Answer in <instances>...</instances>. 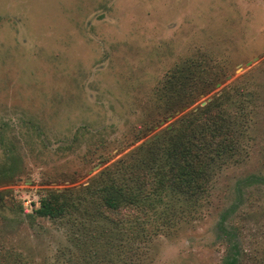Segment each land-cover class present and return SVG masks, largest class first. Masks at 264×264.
Instances as JSON below:
<instances>
[{
	"label": "rangeland",
	"instance_id": "1",
	"mask_svg": "<svg viewBox=\"0 0 264 264\" xmlns=\"http://www.w3.org/2000/svg\"><path fill=\"white\" fill-rule=\"evenodd\" d=\"M213 101L234 145L197 207L33 214ZM2 169L0 264H264V0H0Z\"/></svg>",
	"mask_w": 264,
	"mask_h": 264
},
{
	"label": "trees",
	"instance_id": "2",
	"mask_svg": "<svg viewBox=\"0 0 264 264\" xmlns=\"http://www.w3.org/2000/svg\"><path fill=\"white\" fill-rule=\"evenodd\" d=\"M184 71L188 76H182L180 80L189 79L198 69L195 64L187 63L178 69L179 75ZM172 79H167L168 85L173 84ZM192 91L189 86L184 92L186 95L171 98V105L178 101L183 103L178 109L169 108L165 118L196 99L197 90L194 96L189 94ZM219 107L218 102L213 101L198 110L199 116L191 113L179 118L174 127L136 147L85 186L47 190L33 214L58 221L83 213L96 223L120 225L131 222L148 208H159L161 204L171 212L177 201L197 207L208 195L211 168L224 164V157L230 154L234 145L231 131L223 126L224 117ZM0 173L4 179L13 175L10 173L9 176L5 169ZM167 200L172 204L168 205ZM236 247L230 241L231 250L222 264H241Z\"/></svg>",
	"mask_w": 264,
	"mask_h": 264
}]
</instances>
